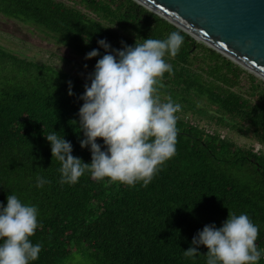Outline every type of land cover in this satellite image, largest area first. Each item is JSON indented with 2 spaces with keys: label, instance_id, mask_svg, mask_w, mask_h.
Listing matches in <instances>:
<instances>
[{
  "label": "trees",
  "instance_id": "16d2710c",
  "mask_svg": "<svg viewBox=\"0 0 264 264\" xmlns=\"http://www.w3.org/2000/svg\"><path fill=\"white\" fill-rule=\"evenodd\" d=\"M68 1L87 13L57 0H0V14L45 29L83 56L98 49L95 63L105 54L100 39L121 49L122 42L180 32L184 43L176 57H165L173 73H165L158 92L181 105L179 132L175 156L147 187L97 181L88 172L61 185L45 136L64 135L72 155L91 162L78 128L79 97L89 82L0 47V203L15 194L38 207L41 227L31 239L42 250L34 264H66L74 249L91 264H205V246L195 259L183 251L205 225L220 227L232 213L249 215L264 249V153L185 120L211 109L219 126L264 146V83L133 0ZM37 176L49 183L37 188Z\"/></svg>",
  "mask_w": 264,
  "mask_h": 264
},
{
  "label": "clouds",
  "instance_id": "9594fccd",
  "mask_svg": "<svg viewBox=\"0 0 264 264\" xmlns=\"http://www.w3.org/2000/svg\"><path fill=\"white\" fill-rule=\"evenodd\" d=\"M183 43L178 31L132 46L122 42L121 49L112 48L106 39L97 41L105 54L87 77L90 83L84 85L78 110L83 133L79 143L89 149L91 162L73 156V145L64 135L58 137L53 131L45 136L52 158L60 163L61 185H74L88 172L97 181L147 187L175 156L181 105L171 96L162 100L158 92L165 73H173L165 57H176ZM98 56L99 50L92 49L85 60ZM68 95H74L71 81ZM47 183L46 178L36 177L37 188ZM6 201L0 203V264H34L42 250L31 239L41 227L39 209L15 194L7 195ZM258 239L259 228L249 215L232 213L220 227L213 223L199 230L183 254L195 259L202 255L198 248L203 245L205 264H259L264 249Z\"/></svg>",
  "mask_w": 264,
  "mask_h": 264
},
{
  "label": "water",
  "instance_id": "95a60500",
  "mask_svg": "<svg viewBox=\"0 0 264 264\" xmlns=\"http://www.w3.org/2000/svg\"><path fill=\"white\" fill-rule=\"evenodd\" d=\"M264 81V0H133Z\"/></svg>",
  "mask_w": 264,
  "mask_h": 264
},
{
  "label": "rangeland",
  "instance_id": "374dc122",
  "mask_svg": "<svg viewBox=\"0 0 264 264\" xmlns=\"http://www.w3.org/2000/svg\"><path fill=\"white\" fill-rule=\"evenodd\" d=\"M57 1H61L68 6L77 7L82 12L87 13L83 7L73 2L68 0ZM0 47L12 52L20 58L39 64H46L85 81H88L87 77L93 71L96 64L91 60H85V56L78 54L71 45L63 43L61 39L50 34L45 29L33 24L8 19L1 14ZM85 65H87V68H85ZM246 72L256 77L252 73ZM256 78L258 81L264 83L260 78ZM88 82L90 83V81ZM248 84L249 80L247 76H245L243 78L242 93L248 89ZM160 97L164 100L161 95ZM212 114L211 109H208V116L206 117L189 113L194 122L199 124L201 128L209 131L213 130L216 133H223L226 139L234 142L237 146L246 149L253 148V150H255L257 146H262L249 136L241 135L232 131V129L219 126L216 121L209 118ZM262 148L261 152L264 153V147L262 146ZM78 250L79 249L73 250V255L66 264H91L86 257L83 258L82 252H78Z\"/></svg>",
  "mask_w": 264,
  "mask_h": 264
},
{
  "label": "built area",
  "instance_id": "2783aa9c",
  "mask_svg": "<svg viewBox=\"0 0 264 264\" xmlns=\"http://www.w3.org/2000/svg\"><path fill=\"white\" fill-rule=\"evenodd\" d=\"M185 120L186 121H189L191 124H193V125H198L196 122H194V120L192 119V118H190V116H185ZM209 134H214V133H216V132H214L213 130H206ZM217 134H219L220 135V137L221 138H225V135L223 134V133H220V132H218ZM264 147V146H263ZM263 148H262V146H257V148L254 150V152H261V150H262ZM261 153H263V152H261Z\"/></svg>",
  "mask_w": 264,
  "mask_h": 264
}]
</instances>
